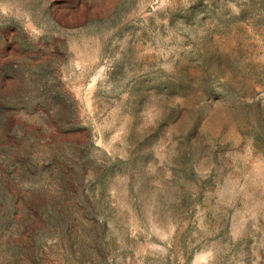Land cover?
Here are the masks:
<instances>
[{"label":"rangeland","instance_id":"1","mask_svg":"<svg viewBox=\"0 0 264 264\" xmlns=\"http://www.w3.org/2000/svg\"><path fill=\"white\" fill-rule=\"evenodd\" d=\"M0 264H264V0H0Z\"/></svg>","mask_w":264,"mask_h":264}]
</instances>
